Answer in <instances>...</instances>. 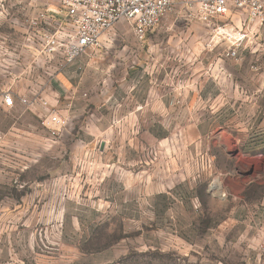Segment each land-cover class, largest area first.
<instances>
[{"label":"rangeland","instance_id":"374dc122","mask_svg":"<svg viewBox=\"0 0 264 264\" xmlns=\"http://www.w3.org/2000/svg\"><path fill=\"white\" fill-rule=\"evenodd\" d=\"M184 2L62 65L0 0V264H264V33L232 58Z\"/></svg>","mask_w":264,"mask_h":264},{"label":"built area","instance_id":"2783aa9c","mask_svg":"<svg viewBox=\"0 0 264 264\" xmlns=\"http://www.w3.org/2000/svg\"><path fill=\"white\" fill-rule=\"evenodd\" d=\"M42 1L45 6L40 13L41 20L47 25L55 22L60 30L67 29V35L59 30L46 38L50 51L62 49V65L75 63L101 47L105 37L121 20L129 21L136 35L144 38L175 3V0ZM184 4L189 8L193 6V0H185ZM195 6L197 18L204 24L213 25L217 34L228 39L227 54L232 58H238L255 37L264 33V0H197ZM259 45L264 49V43ZM2 104L13 108L16 105L14 94L4 92ZM46 124L51 134L57 136L65 121L59 114L52 113ZM0 139H3L1 131Z\"/></svg>","mask_w":264,"mask_h":264},{"label":"trees","instance_id":"16d2710c","mask_svg":"<svg viewBox=\"0 0 264 264\" xmlns=\"http://www.w3.org/2000/svg\"><path fill=\"white\" fill-rule=\"evenodd\" d=\"M242 151L249 152L246 148H242Z\"/></svg>","mask_w":264,"mask_h":264},{"label":"water","instance_id":"95a60500","mask_svg":"<svg viewBox=\"0 0 264 264\" xmlns=\"http://www.w3.org/2000/svg\"><path fill=\"white\" fill-rule=\"evenodd\" d=\"M212 186H214V184Z\"/></svg>","mask_w":264,"mask_h":264}]
</instances>
